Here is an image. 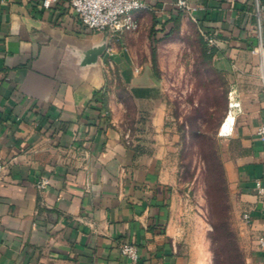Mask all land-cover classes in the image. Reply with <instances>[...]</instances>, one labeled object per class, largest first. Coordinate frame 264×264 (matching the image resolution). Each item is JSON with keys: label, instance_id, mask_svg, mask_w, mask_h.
Listing matches in <instances>:
<instances>
[{"label": "crops", "instance_id": "obj_1", "mask_svg": "<svg viewBox=\"0 0 264 264\" xmlns=\"http://www.w3.org/2000/svg\"><path fill=\"white\" fill-rule=\"evenodd\" d=\"M142 1L151 9L136 13L138 30L114 40L81 25L67 0L49 9L0 0V264H131L121 243L136 246L141 264H180L164 171L166 104L147 42L171 28L161 25L171 16L181 29L191 19L176 0ZM188 2L218 58L253 40L249 0ZM244 99L232 87V135L247 156L227 163L226 177L250 215L241 233L246 260L264 264V194L255 189L256 180L264 186V137L256 134L264 99Z\"/></svg>", "mask_w": 264, "mask_h": 264}, {"label": "rangeland", "instance_id": "obj_2", "mask_svg": "<svg viewBox=\"0 0 264 264\" xmlns=\"http://www.w3.org/2000/svg\"><path fill=\"white\" fill-rule=\"evenodd\" d=\"M200 38L190 20L184 29L179 24L168 36L147 42L166 104L163 159L172 195V235L180 264H251L241 237L245 208L226 177V164L245 158L247 147L234 134L218 131L232 87L247 102L253 95L264 99L259 51H254L257 32L242 53L221 59L216 52L206 59Z\"/></svg>", "mask_w": 264, "mask_h": 264}, {"label": "built area", "instance_id": "obj_3", "mask_svg": "<svg viewBox=\"0 0 264 264\" xmlns=\"http://www.w3.org/2000/svg\"><path fill=\"white\" fill-rule=\"evenodd\" d=\"M59 0H40V4L44 9H49ZM254 8L255 26L257 30L259 48L255 49L258 52L262 51V58L260 56V75L264 85V49L262 37V12L263 5L260 0H249ZM70 11L76 16L78 22L88 29L95 32H107L111 39L117 40L123 33L135 32L139 28V21L136 13L142 10H150L151 8L142 0H67ZM175 9L189 15L192 21H196L194 13L197 8L191 5L188 0H176L174 3ZM201 36L207 47L211 48L216 44L214 36L201 31ZM111 52L110 48L106 49ZM236 107V103H229V109ZM107 116L108 111L102 112ZM224 122V121H223ZM222 122V124H223ZM222 124L218 131L220 136H229L232 134L234 119L230 126L222 130ZM256 134L264 137V123L261 124ZM5 164L0 160V173L5 170ZM35 186L39 190H44L48 186V181L45 179L37 180ZM255 189L258 194H264V186L260 180L255 181ZM242 221L245 224L250 222V215L248 212L242 214ZM258 246L264 248V235H260L257 239ZM119 252L125 256L131 264H141L137 248L131 243H121L119 245Z\"/></svg>", "mask_w": 264, "mask_h": 264}, {"label": "trees", "instance_id": "obj_4", "mask_svg": "<svg viewBox=\"0 0 264 264\" xmlns=\"http://www.w3.org/2000/svg\"><path fill=\"white\" fill-rule=\"evenodd\" d=\"M168 21H172V26H171V28L166 33L163 34V37L168 36L175 29H178L179 24H180L179 23V15L176 14L175 16H171L168 20H165L163 23H161V25H165ZM159 30L160 31H164L162 28H160ZM154 32H155V30L152 28L150 30L149 36L151 37L152 35H154ZM200 39H201V43H202V46H203L202 53L206 57V59H210L214 55V53H215V48L211 47V48L208 49L206 47V44H205L202 36H201ZM152 52H153V50H152ZM151 63H152L153 74H154V76L157 77L158 76V69L156 67V59H155L154 53H152ZM102 103H103V101L101 100V104Z\"/></svg>", "mask_w": 264, "mask_h": 264}, {"label": "bare ground", "instance_id": "obj_5", "mask_svg": "<svg viewBox=\"0 0 264 264\" xmlns=\"http://www.w3.org/2000/svg\"><path fill=\"white\" fill-rule=\"evenodd\" d=\"M232 99V98H231ZM233 103V101H232ZM234 110L232 108H230L225 116L224 122L222 124V130H225L226 128L229 127V122L230 120H232L234 118Z\"/></svg>", "mask_w": 264, "mask_h": 264}, {"label": "water", "instance_id": "obj_6", "mask_svg": "<svg viewBox=\"0 0 264 264\" xmlns=\"http://www.w3.org/2000/svg\"><path fill=\"white\" fill-rule=\"evenodd\" d=\"M105 42L100 46V47H97V48H94L92 50H90V53L93 54L95 57L99 54L100 50L105 48Z\"/></svg>", "mask_w": 264, "mask_h": 264}]
</instances>
